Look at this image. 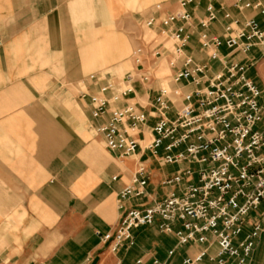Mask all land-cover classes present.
Wrapping results in <instances>:
<instances>
[{"label":"crops","instance_id":"crops-1","mask_svg":"<svg viewBox=\"0 0 264 264\" xmlns=\"http://www.w3.org/2000/svg\"><path fill=\"white\" fill-rule=\"evenodd\" d=\"M151 1L0 0V217L20 219L13 222L15 230L9 234L14 242L0 253V264H183L204 250L207 254L198 264H215L211 259L217 247L209 235L207 244L177 246L174 234L142 227L132 231V247L114 254L100 240L119 221L118 196L132 184L137 161L149 176L148 197L130 201L128 207L159 203L168 193H179V188L162 184L186 166L162 165V152L153 157L144 144L135 157L110 156L96 132L106 117L95 120L90 115L87 95L95 88L87 72L99 74L123 60L133 38L121 28L132 26L137 11ZM233 1L214 4L219 20L210 26L211 35H222L225 11L240 18L256 15H238L230 8ZM161 3L165 13L176 8L175 0ZM207 4L193 0L188 8L193 26L187 52L216 72L221 65L208 61L198 44L196 24ZM256 20L264 28L259 16ZM227 53L220 49L222 56ZM232 60L246 66V77L264 94V49L234 54ZM125 63L134 68L131 60ZM168 72L163 79L169 88L183 93L193 89L172 84ZM158 86V80L143 84L135 79L132 94L120 106L134 103L149 112ZM152 126L142 128L137 139L143 133L146 143ZM245 222L239 240L253 225L262 229L247 264H264V202ZM179 229L175 224L174 231Z\"/></svg>","mask_w":264,"mask_h":264},{"label":"built area","instance_id":"built-area-1","mask_svg":"<svg viewBox=\"0 0 264 264\" xmlns=\"http://www.w3.org/2000/svg\"><path fill=\"white\" fill-rule=\"evenodd\" d=\"M216 2L208 0L196 27L200 50L207 53L208 61L221 65L219 71L212 72L187 52L193 26L188 8L193 0H175L174 11L165 13L163 4H156L142 23L169 40L171 48L164 42L142 43L131 55L134 68L121 79L108 74L87 76L95 88L87 95L90 115L95 120L106 117L96 132L108 153L118 159L132 158L144 144L153 157L162 152V165H186L162 184L179 188V193L170 192L159 203L128 207V202L148 197L149 176L137 161L132 184L118 196L119 221L100 236L113 254L133 246V230L155 226L161 233L174 234L177 246L207 244L209 235L217 247L212 262L247 264L262 232L253 225L239 240L247 215L264 202V94L246 77V66L232 57L264 49V28L256 20L259 16L264 24V5L258 0H234L230 8L238 15L245 11L256 15L240 18L225 11L222 35L213 36L209 28L219 20ZM222 48L228 51L225 56L220 54ZM162 59L171 72L170 82L191 86V91L173 90L156 77ZM135 79L143 84L159 81L149 112L134 103L120 106L132 94ZM150 122L153 126L146 136L152 137L144 143V134L140 140L137 135ZM175 224L180 225L177 231ZM206 254L204 250L183 264H198ZM172 255L170 251L168 256Z\"/></svg>","mask_w":264,"mask_h":264},{"label":"rangeland","instance_id":"rangeland-1","mask_svg":"<svg viewBox=\"0 0 264 264\" xmlns=\"http://www.w3.org/2000/svg\"><path fill=\"white\" fill-rule=\"evenodd\" d=\"M172 1V0H171ZM162 0H153L147 5H145L142 9L137 11V14L133 18V24L129 28L122 27L121 31L128 34L130 38H133V45L132 47H128L127 54L123 57V60L118 63L115 66L111 67H103L99 70V74H108L109 76L117 79H121L122 76L125 74V72H128L131 70V68L125 63L131 60V55L133 52L143 43V44H149L152 41H155V43L164 42L166 47L171 48L172 43L169 40H165V38H161L159 36H156L155 33L151 30L146 29L143 26V21L149 16L150 12L152 11V8L156 4H162ZM132 33V34H131ZM126 59V60H125ZM125 63V64H124ZM159 68L156 71V77L158 78H164L165 76L169 75L166 62L162 59L159 62ZM117 67H120L121 69H116ZM96 71H89L86 74L89 76L90 74H93ZM103 145V143H102ZM111 156V154L109 153ZM0 215H4L3 211L0 210ZM20 219L17 221H14L9 218L0 217V253L3 252V250L11 243L14 242V236L9 234L10 231L15 230V224L13 222L19 223ZM18 225V224H17Z\"/></svg>","mask_w":264,"mask_h":264}]
</instances>
